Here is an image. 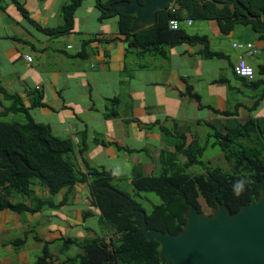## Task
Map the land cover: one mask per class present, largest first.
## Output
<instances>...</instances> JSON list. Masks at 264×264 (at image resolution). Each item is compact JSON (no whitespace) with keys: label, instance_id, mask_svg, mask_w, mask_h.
<instances>
[{"label":"trees","instance_id":"16d2710c","mask_svg":"<svg viewBox=\"0 0 264 264\" xmlns=\"http://www.w3.org/2000/svg\"><path fill=\"white\" fill-rule=\"evenodd\" d=\"M14 1L20 12L31 20L30 12L24 4L19 0ZM85 1L69 0L63 5L64 22L61 25L43 27L35 24L36 27L50 37L74 32L76 11ZM96 1L100 18L118 16V29L126 36L128 49L140 54L152 53L158 57H166L171 47L188 43L203 46L201 52L209 58L221 57L222 52L211 50L210 39L206 34L190 33L186 29L181 23L185 19H192V24L199 20H216L224 34L243 26L255 31L264 40V0H175L165 10L158 11L155 24L134 33L130 32L133 16L127 14L124 8H118L116 13L112 14L105 11L106 7L118 0H109L107 4H103L102 0ZM171 20H178L179 28H171ZM239 43L246 45L248 42ZM68 48H72V45ZM235 48L244 50L235 64L240 56H244L250 64L247 57L249 50L244 46ZM257 50L251 53L256 54ZM78 51L75 56L84 57L86 46ZM250 65L254 70L252 77L238 75L236 71L235 73L240 78H250L251 87L258 85L262 88L256 102L248 107L252 114L264 95V64L257 69ZM186 92L193 99L200 101L201 95L194 91L193 86L188 85ZM30 93L31 104L26 105L19 92L10 91L3 85L0 75V94L11 102L0 110V118L11 113H22L25 117L23 120H0V212L7 208L18 213H34L48 207L61 208L66 200L55 204L53 198L57 193L64 188L71 189L76 184L87 183L91 193L90 207L99 210L98 223L110 233H93L83 239L62 236L59 241L76 244L82 250L77 255L67 256L63 260L50 248L54 241L35 234L34 240L43 241V252L35 263L28 264H165L160 258V243L157 240H149L145 235L144 217L149 229L177 234L187 223L185 213L191 204L200 212L211 215L220 201L225 203L233 214L243 205L259 198L260 183L264 178V117L252 114L233 124L231 117L236 116L226 111L224 115L229 118L220 130L214 123L200 120L198 125L202 126L204 123L215 129L214 136L218 139L210 143L209 138L212 135H209L203 144L200 142L202 137L194 134L191 129L183 132L163 126L161 129L164 135H171L174 131L177 138L181 137V140L177 139L178 142L174 144L175 150H168L169 145L161 150L159 161H155L161 165L159 174L156 173L158 170L155 171L159 164L152 167L151 173L144 167L135 165L131 178L136 196L141 193H154L160 198L159 203H153L147 197L146 201L152 204V208L148 210L135 195L120 187L116 182L118 174L113 169L105 165H93L85 157L91 149L87 127L77 133V139L58 135L50 123L37 121L32 113L34 108L46 105L43 91L34 88ZM107 100L105 117L120 116L122 113L119 112V96ZM93 107L97 110L94 104ZM91 141L92 144L104 147L114 144L121 154L125 151L135 153L147 150L99 136ZM218 145L225 157L222 161L224 165L221 166L212 165L211 160L204 159L208 147ZM179 156H182V159H179ZM193 166L201 167L202 171H190ZM239 180L246 183L241 194L236 195L233 186ZM32 185L46 187L49 197L35 195L31 189ZM24 196L31 199L30 204L24 201ZM91 213V209L83 210V219L86 221L94 215ZM92 230L94 229H90ZM29 236L27 232L24 237L16 236L7 240L5 247L10 246L19 252L29 241ZM0 264L21 263H4L0 260Z\"/></svg>","mask_w":264,"mask_h":264},{"label":"crops","instance_id":"0c3cea01","mask_svg":"<svg viewBox=\"0 0 264 264\" xmlns=\"http://www.w3.org/2000/svg\"><path fill=\"white\" fill-rule=\"evenodd\" d=\"M19 1L29 10L33 22L20 12L14 0H0V68H7L8 74L11 72L16 74L3 84L6 88L11 87L10 91L19 92L26 105L31 104V89L42 90L46 105L34 108L32 113L34 111V115L37 109L40 119L36 120L50 123L55 131L59 128L61 136H72L77 139V133L87 127L90 140L97 136H105L109 141L121 140V144L131 147H137L139 144L146 149L149 146L153 149L156 147L158 153L161 148H165L162 143L163 126L186 132L192 127L198 128L200 120L226 123V119L229 118L224 115L226 111L236 116L231 117L232 122L243 121L252 114L264 117V95L252 114L248 109L249 102L252 106L256 102L258 93H261V86L251 87L250 78H240L234 71L238 56L244 52L243 49L233 46L235 42H252L258 52L247 54L250 64L256 69L264 64V40L251 29L239 26L224 34L216 20H204L196 31H188L206 34L210 39L211 50L222 52L221 57L209 58L202 54L203 46L184 43L171 47L168 56L161 59L151 53L140 54L138 51H130L126 36L118 29L119 17L116 16L117 20H112L113 17L101 19L96 0H86L76 11L77 13L83 8L87 11L91 6L94 8L90 14L78 17L75 14L74 32H77L81 39L73 36L74 32L60 37H50L35 25L43 27L61 25L62 7L69 0ZM69 45H72V48H68ZM83 46H86V55L75 56ZM31 50L35 53H30ZM130 53L135 54L137 60L129 69L127 55ZM30 54L31 61L27 59ZM5 60L7 65L3 62ZM48 60H53L55 64L50 67L47 64ZM188 85L200 93V101L193 99L186 92ZM123 91L125 94L128 93V101L133 102V105L127 103L132 108L116 118H106L104 110L108 104L107 98L119 96L121 106L124 104ZM194 102L198 110L209 111V119L200 117L197 113L192 115ZM149 131L155 132V138L160 141L155 147L151 142L143 144L150 139ZM133 141L137 144L134 145L136 142ZM93 145L100 147L94 143ZM101 149L109 158L119 160L121 158L126 162L130 161V154H134L128 151L121 154L122 152L111 146H102ZM157 153L154 155L158 159ZM92 154L96 156L95 158L101 155L98 150H92ZM152 159L157 161L156 158ZM152 164L154 167V163ZM97 165L105 163L99 162ZM31 189L37 196L49 197L48 189L42 185H32ZM90 198L88 184L79 183L71 189H62L54 196L55 204L66 200L61 208L48 207L34 213H18L7 208L0 212V239L7 230L11 228L21 230L25 226H30L27 232L40 234L55 243L62 236H69L68 232L87 230L89 226H85L83 207L77 212L80 214L79 217H72L68 207L81 204L90 207ZM24 201L27 204L31 203L28 196H24ZM92 210L91 214L97 216L100 214L98 209ZM40 214H45L47 225L40 228L37 224V227L31 229L32 222L29 219ZM59 214H64L65 217L60 218ZM51 224L54 225L50 226ZM30 238L33 239V235ZM28 243L17 252L10 246L5 247L6 243L0 241V248L8 249L6 254L0 251V260L4 263L28 264L33 249L38 248Z\"/></svg>","mask_w":264,"mask_h":264},{"label":"water","instance_id":"95a60500","mask_svg":"<svg viewBox=\"0 0 264 264\" xmlns=\"http://www.w3.org/2000/svg\"><path fill=\"white\" fill-rule=\"evenodd\" d=\"M174 1L118 0L105 11L112 14L124 8L133 16L130 32L134 33L155 24L158 11ZM260 186L259 198L233 214L220 201L211 215L191 204L185 213L187 223L177 234L149 229L144 217L145 235L160 243L165 264H264V178Z\"/></svg>","mask_w":264,"mask_h":264},{"label":"rangeland","instance_id":"374dc122","mask_svg":"<svg viewBox=\"0 0 264 264\" xmlns=\"http://www.w3.org/2000/svg\"><path fill=\"white\" fill-rule=\"evenodd\" d=\"M108 1L109 0H102L103 4H107ZM91 8L88 9L87 11L84 10V8L79 10L76 13V16L78 17L79 15L81 16L82 14H86V13L90 14L92 11H94V8L92 6H91ZM112 20H117V17L113 16ZM203 21L199 20V21H196L193 26H185V27L187 30L194 32V31H196L197 28H199L201 26V23ZM63 22H64V17L62 14L61 23H63ZM76 30H77V27H76ZM73 34H74L73 36L81 39V36L77 32H74ZM41 36H44V35H41ZM235 36L240 37L241 35H235ZM30 53L34 54L35 52L32 51ZM159 57H161V59H162L163 56H159ZM136 60H137V56L135 54L130 53L127 55V63H128L129 69L132 66L131 64L134 63ZM3 62L5 65L8 64L6 60ZM47 64L50 65V67H51V65H54L55 62L53 60H48ZM0 70H2V73L0 75L2 78V82H4V83H6L9 79H11L12 76L16 75L14 72H11L10 74L6 73L8 70H7V68H4V67L0 68ZM8 88H9V90H11V87H8ZM229 93L231 94V92H229ZM122 96H123V103L124 104L119 106V112L123 114L125 112H129V110L132 108L129 105H133V102L131 100L128 101V97H129L128 93L125 94L123 91ZM237 97H239V96H237ZM10 104H11V102L9 100H6L3 97V95L0 94V110H2L4 106H8ZM193 104H194V107H193L192 115H195V113H197L198 115H200V117H203V118L207 117V119H209V117H208L209 111L208 110L205 109V110L200 111L197 109L198 107H195V106H197L196 103L194 102ZM250 104L251 103L249 102L248 105L252 106ZM33 113H34V111H33ZM244 113H247V111H244ZM34 116L36 119H40L39 111L37 109H35ZM24 118H25L24 114H22V113H19V114L11 113L6 117L0 118V120L13 121V120H23ZM57 119H59V115L57 116ZM210 122L214 123V125L216 127H218L219 130L223 126V122H220V121L211 120ZM233 124H234V122H233ZM90 128H92V126H90ZM191 131L194 134L200 135L202 137L201 141H200L201 144L205 143V141L207 140L209 135H212L209 138L210 143H213V142L218 140L214 136V133L216 132L215 129H213L212 127H210L208 125H205L204 123L202 126H199L198 128L192 127ZM55 132L59 135V128H56ZM149 137H150L149 140H146L143 142L144 145L148 142L149 143L151 142L153 144V146L155 147L160 142V141L158 142V140L155 138V132H153V131H149ZM102 138L106 139L105 136ZM177 139L181 140V137L177 138V136L174 134V131H172L171 135H169V134L163 135L162 143L165 145L166 148L169 145L168 150L174 151L175 150L174 144L178 142ZM117 141L120 144L122 143L121 140H117ZM133 142H136V141H133ZM90 144H91V149L88 151V153L85 157L93 165H97L99 162H103V163H105V166L112 168L118 174V180H116V182L120 185V187L122 189L130 192L132 195H135V196H136V191H135V188H134V186L132 184V180H131V178L133 176V169L135 168V165L142 166L146 169V171L148 173H151L152 172L151 169L153 167L152 163H154L155 166L159 164V163H156L152 159V158L157 159V157H155V155H154V153H157L156 147H155L156 149L155 148L153 149L151 146H149L147 148V150H140L139 152H135L134 154H130V156H131V158L129 159L130 161L126 162V161H122L121 158H120V160L109 158L107 153L102 151V149H101L102 146L100 145V147H101L100 148V147H97L96 145H93L91 140H90ZM136 144H137V142L134 145H136ZM94 146L96 147L95 149H94ZM110 146L115 147L114 144H112ZM137 147H143V146H141L139 144V145H137ZM162 149L163 148H161V150ZM92 150H96V151L98 150V152L101 154L100 157L95 158L96 156L94 154H92ZM161 150H159V152L157 153L158 155H160ZM222 154H223L222 148L219 145L218 146H210V147H208V149L205 152L204 159L211 160L212 165H220L221 166V165H224L222 161L225 160L224 159L225 157ZM179 159H182V156H179ZM157 160L159 161V158ZM81 164H82V162H81ZM160 167H161V165L159 164L155 170V171L158 170V172H156L157 174L160 173V170H159V169H161ZM190 171L200 172V171H202V168L199 166H193L190 168ZM136 197H137V199H139L140 201H142L144 203L145 207L148 210H150L152 208V204L150 202L146 201L147 197L150 198L153 203H159L160 202V198L157 195H155L154 193H141L140 196H136ZM81 207H83L82 209H84V210L91 209V211L93 212L92 208L86 207L84 204H81V205H75L72 207H68L69 212H71L70 215L72 217H79L80 214H77V212ZM33 216H35V215H33ZM59 217L64 218L65 215L59 214ZM98 219H99V216H97V215H93V216L88 217V219L86 220L85 226L86 227L89 226L90 228L88 227L87 230L80 229V231L68 232L69 233L68 235L74 236V237H79V238L83 239L85 236L92 235L93 233H99L100 235L109 234L110 232L106 231L105 227H103L102 225H100L98 223ZM29 220L32 222L30 224L31 229H33L34 226L37 227V224L39 225L40 228L44 227L45 224L47 225V219L45 218V214L36 215V217H34L33 219L30 218ZM52 225H54V224H51L50 226H52ZM90 229H94V230H92L93 232H91ZM28 230H30V226H25L21 230H19V229L15 230V229L11 228L9 231L7 230V232H5L3 234V237H1L0 241H1V243H4L7 240H10L12 237H16V236L24 237ZM38 231L40 232V230H38ZM29 234H30V236H32V235L34 236V233H32V232H29ZM28 242H29L28 245L33 244L34 246L38 247L37 248L38 251L36 249H33L34 251L32 252V256H31V259L29 262V263H35L38 256L42 255L44 244L36 242L32 238H30ZM35 244H37V245H35ZM36 247H34V248H36ZM50 248H52V250L59 256V258L61 260L65 259L67 256H74V255H77L79 252H82L80 246H78L76 244H72V243H66L65 241H57L56 243H53L50 246ZM3 250H5V251H3ZM0 251L2 252V254H6V252H8V249L5 247H1Z\"/></svg>","mask_w":264,"mask_h":264},{"label":"built area","instance_id":"2783aa9c","mask_svg":"<svg viewBox=\"0 0 264 264\" xmlns=\"http://www.w3.org/2000/svg\"><path fill=\"white\" fill-rule=\"evenodd\" d=\"M188 22V24H192L193 20L192 19H188L186 20ZM170 26L172 28H178L179 27V21L178 20H171L170 21ZM234 47H246L249 52H256V49L254 48V45L252 42H248L246 45L239 43V42H235ZM28 60H32V56L28 55L27 56ZM235 71L238 75H242V76H253L254 70L253 67L247 62V60L245 59L244 56H240L238 62L235 64Z\"/></svg>","mask_w":264,"mask_h":264},{"label":"clouds","instance_id":"9594fccd","mask_svg":"<svg viewBox=\"0 0 264 264\" xmlns=\"http://www.w3.org/2000/svg\"><path fill=\"white\" fill-rule=\"evenodd\" d=\"M186 20H188V19H185V20H183V21H181V23H183V24H188V22L186 21ZM169 24H170V22H169ZM189 25H191V24H189ZM172 28V27H171ZM179 28V27H178ZM175 29V28H174ZM177 29V28H176ZM234 44V43H233ZM234 46V45H233ZM224 143H226V141L224 142ZM226 146V145H225ZM245 183H246V181H244V180H239V181H237L236 182V184L233 186V189H234V192L236 193V195H240L241 194V192L243 191V189H244V185H245Z\"/></svg>","mask_w":264,"mask_h":264}]
</instances>
